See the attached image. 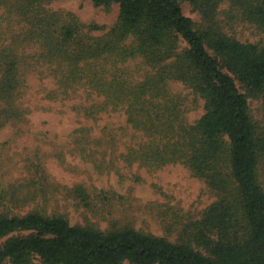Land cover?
<instances>
[{
	"label": "trees",
	"instance_id": "1",
	"mask_svg": "<svg viewBox=\"0 0 264 264\" xmlns=\"http://www.w3.org/2000/svg\"><path fill=\"white\" fill-rule=\"evenodd\" d=\"M53 1L0 0V130L10 124L21 132L30 123L28 75L35 73L52 80L42 88L50 101L85 96L88 104L74 109L87 119L125 113V125H105L99 136L76 128L74 151L95 159L131 130L120 154L127 165H184L216 199L199 218L178 219L175 241L118 224L73 225L43 210L18 215L13 204L36 201L49 183L42 162L31 161L38 179L0 188V239L7 237L0 264H264V39L237 36L238 26L264 35V0H92L119 5L111 26L86 24L51 8ZM183 1L200 21L184 13ZM191 96L204 102L193 121ZM250 99L261 101L260 119ZM73 192L93 208L84 187Z\"/></svg>",
	"mask_w": 264,
	"mask_h": 264
},
{
	"label": "rangeland",
	"instance_id": "2",
	"mask_svg": "<svg viewBox=\"0 0 264 264\" xmlns=\"http://www.w3.org/2000/svg\"><path fill=\"white\" fill-rule=\"evenodd\" d=\"M49 6L72 11L86 24L111 26L119 15L117 3L105 9L95 6L92 0H55ZM182 7L187 16L200 21V14L187 1H183ZM237 36L250 41L264 39V35L246 26L237 27ZM28 83L30 91L26 105L31 110L30 123L20 127L21 132L10 124L0 130V143L7 142L0 146V188L17 179L21 182L34 176L38 179L31 161L42 162L49 183L39 190L40 197L36 201L19 206L13 204L10 209L18 215L43 210L47 214H63L73 225L93 223L104 230L118 224L119 227L130 226L175 241L181 229L177 225L178 219L189 215L199 218L216 199L206 183L193 176L184 165L172 164L158 170H149L137 163L127 165L120 154L130 143L131 130H128L125 142L118 146L111 144L98 148L95 159L74 151L71 139L76 128L90 126L99 136L105 125H125V113L104 114L97 121L87 119L74 109L77 105L88 104L85 96L53 102L46 99L42 91L44 85L53 86L51 79L42 82L38 75L31 73ZM190 101L188 115L193 121L204 112V102L194 101L193 96ZM249 101L254 117L260 119L261 101ZM45 178L39 180L40 185ZM78 186L87 190L94 202L93 208L84 206L77 193H68V189ZM101 191H105L109 199H98L101 196L96 195ZM6 238L0 239V245Z\"/></svg>",
	"mask_w": 264,
	"mask_h": 264
}]
</instances>
